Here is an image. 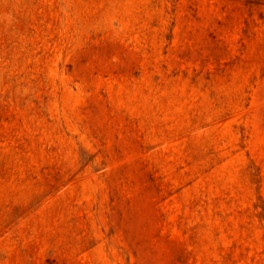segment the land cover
I'll use <instances>...</instances> for the list:
<instances>
[{
	"label": "rangeland",
	"instance_id": "374dc122",
	"mask_svg": "<svg viewBox=\"0 0 264 264\" xmlns=\"http://www.w3.org/2000/svg\"><path fill=\"white\" fill-rule=\"evenodd\" d=\"M0 264H264V0H0Z\"/></svg>",
	"mask_w": 264,
	"mask_h": 264
}]
</instances>
